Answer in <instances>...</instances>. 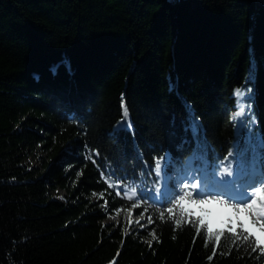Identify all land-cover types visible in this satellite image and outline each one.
I'll list each match as a JSON object with an SVG mask.
<instances>
[{"label": "trees", "instance_id": "obj_1", "mask_svg": "<svg viewBox=\"0 0 264 264\" xmlns=\"http://www.w3.org/2000/svg\"><path fill=\"white\" fill-rule=\"evenodd\" d=\"M261 2L0 0V264H264L153 199L161 157L169 175L194 154L235 173L245 149L264 167ZM132 209L148 230L105 223Z\"/></svg>", "mask_w": 264, "mask_h": 264}, {"label": "snow or ice", "instance_id": "obj_2", "mask_svg": "<svg viewBox=\"0 0 264 264\" xmlns=\"http://www.w3.org/2000/svg\"><path fill=\"white\" fill-rule=\"evenodd\" d=\"M246 94L245 89L237 88L234 90L238 110L232 116L233 120L245 114L244 97ZM122 115L127 120L128 111L126 107H123ZM231 155L229 153V156ZM195 160L203 161L201 168L197 169L200 172L198 177H194L191 170ZM162 163L163 157L155 160L153 170L157 177L162 175ZM235 165V174L232 161H228L227 166H224L222 170L219 165L209 170L207 161L202 156L194 154L188 161L182 177L172 183L171 186L166 182L163 192L159 188L154 189V192L159 193V195L154 196L153 199L165 206L173 202L181 205V216L174 222L176 228L181 226L185 211L189 215H193L195 210L199 209L201 215L198 218L197 232H199V228L206 226L207 240L214 238L218 244L226 229L228 233L226 242L229 244V251L232 245L238 243L239 246H246V250H251L253 253H256L257 250L264 253V247H261L264 245V167L258 165L255 153L251 159L247 158V149L238 152ZM167 181H172V177H167ZM136 196L137 189L132 187L127 198L132 200ZM185 202L191 207L185 209ZM209 205H218L227 213L220 224L215 227L211 220L206 221L204 218L205 208ZM167 211L171 212L172 208L168 207ZM158 215L163 220L165 213L161 210ZM147 223H152L150 217ZM238 227L239 232H237ZM150 235L153 240L158 239L154 230L150 232ZM147 243L151 246V241H147ZM213 255H215V251ZM112 264H115V261Z\"/></svg>", "mask_w": 264, "mask_h": 264}, {"label": "rangeland", "instance_id": "obj_3", "mask_svg": "<svg viewBox=\"0 0 264 264\" xmlns=\"http://www.w3.org/2000/svg\"><path fill=\"white\" fill-rule=\"evenodd\" d=\"M42 156L43 155L41 153H36L26 163L35 167H40ZM169 165L171 166L172 162L170 160V157L167 156L166 159L163 160V163L161 165L162 175L160 176L161 183L159 187L161 192H163L166 182L168 183L167 177H172V181H169L170 184H172L177 179L181 178L182 175L184 174L181 172L179 168L173 165L171 168V173L169 175L168 174ZM54 195L56 198L63 200V198L66 196V193L62 190H59ZM157 195H159V193H157ZM185 207L186 209H188L191 206L187 202H185ZM226 214H227L226 211L222 207L218 205H209L206 206L205 208L204 218L206 221L211 220L215 227L220 224V222L225 218ZM194 215L199 217L201 215L200 210L196 209ZM137 221H139V223H137ZM105 223L112 225L115 228L119 227L124 231L127 230L126 232L145 231L148 230V227L150 225L149 223H147V219L142 216H138L134 209L126 210V211H117L114 213L107 212V218L105 220ZM151 239H152L151 235L148 236V240Z\"/></svg>", "mask_w": 264, "mask_h": 264}, {"label": "water", "instance_id": "obj_4", "mask_svg": "<svg viewBox=\"0 0 264 264\" xmlns=\"http://www.w3.org/2000/svg\"><path fill=\"white\" fill-rule=\"evenodd\" d=\"M259 3H260V5H262V2H261V0H259Z\"/></svg>", "mask_w": 264, "mask_h": 264}]
</instances>
